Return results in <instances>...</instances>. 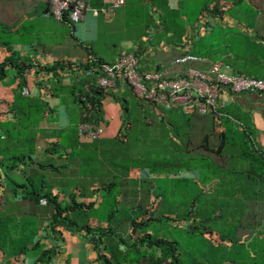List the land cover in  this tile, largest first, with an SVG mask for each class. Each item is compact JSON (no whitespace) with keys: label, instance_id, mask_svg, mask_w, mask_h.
I'll list each match as a JSON object with an SVG mask.
<instances>
[{"label":"crops","instance_id":"obj_1","mask_svg":"<svg viewBox=\"0 0 264 264\" xmlns=\"http://www.w3.org/2000/svg\"><path fill=\"white\" fill-rule=\"evenodd\" d=\"M146 1L149 5V0ZM151 1L154 8L143 11L131 25L127 24L130 21L122 13L126 4L124 0L123 5L113 10L111 17H91L85 13L70 30L65 23L42 14L46 0H0V62L12 61L24 66L19 74L13 66L6 65L0 78V139L5 137L2 125H10L17 129L18 138L30 143L21 145L15 156H7L0 148V264H33L40 251L51 245L56 247L57 252L51 256L49 264H101L89 242L90 234L79 227L84 224L91 229H116L111 224L116 211L109 210L104 216L93 213L99 208L104 192L116 187L114 178L117 177V170L111 168L117 166L115 160H105L101 152L104 144L119 140L121 129H124L125 140L130 123L122 104L125 102L122 95L126 90L132 91L122 83L106 90L100 100L98 114L102 134L92 140L78 138L76 124L80 120L81 109L75 94L84 86L81 84L82 71L76 66L86 61L85 46L89 47L94 57L106 63L114 61L120 49L132 51L138 57L141 70L157 68L165 76L181 72L188 65L204 66L195 62L170 65L173 58L190 50L200 19V23L185 26L176 38H171V31H160L162 28L151 35L149 28L152 21L160 23L167 20L159 7L164 6L172 12L177 9L178 0ZM222 2L218 0L217 5H222ZM224 3L227 9L229 1ZM228 23L231 24L232 20L226 16L225 24ZM103 37L110 39L107 42L109 45L106 49H98L96 45ZM251 37L256 39L258 47L264 49V31L253 33ZM249 59L264 64V56L251 54ZM56 62L64 63L63 68L53 71L42 69ZM66 63L71 66L68 68ZM233 96L222 91L217 98L219 109L236 104ZM144 106L174 132L181 115L174 110ZM241 109L248 115L252 148L264 150V112H257L248 100ZM194 115L197 114L188 117ZM198 116H209L212 121V131L204 135L218 136L223 133L221 139L224 138L222 124L216 123L210 115ZM144 122L147 125L151 123L149 118H145ZM202 145L204 150H211L207 142ZM218 145L221 146V143H216L212 149L217 150ZM134 165L125 168L121 174L123 179L136 181L148 177V167ZM187 175L199 180L196 170H190ZM29 182L35 188L40 185V193L49 192L60 204H69L71 198L82 204L80 208L65 212L76 225L67 228L54 226L51 229L48 226L49 208L44 207L45 203L41 201L32 206L24 198L25 191L31 187ZM214 182L217 179L209 177L200 187L213 191ZM103 183H107L106 189ZM88 203L90 206L84 207ZM146 218L140 214L135 219ZM130 219L126 218L129 232ZM182 221L188 223L187 220ZM111 236L116 239L117 249L124 251V243L130 240L120 242L116 234ZM102 241L101 252L108 257L110 248L103 238ZM111 263L114 264V261L111 260Z\"/></svg>","mask_w":264,"mask_h":264},{"label":"rangeland","instance_id":"obj_2","mask_svg":"<svg viewBox=\"0 0 264 264\" xmlns=\"http://www.w3.org/2000/svg\"><path fill=\"white\" fill-rule=\"evenodd\" d=\"M221 1H229L227 9L224 2L217 5L220 10L225 9V14H212L208 9L201 14L202 5L211 8L217 3L215 0H181L179 9L172 12L161 6L158 10L170 20L159 24L158 20L152 21L149 32L154 34L162 28L160 31H171V38H176L185 26L200 19L196 38L190 43L193 52L217 53L239 66L244 74L264 78V64L249 59L251 54L264 56V49L251 37L264 31V0ZM151 3V0L149 5L146 0H126L122 13L130 21L127 24L131 25L135 17L153 7ZM226 16L232 20L231 24H225ZM108 40L103 37L96 47L106 49ZM122 97L130 127L125 140L104 144L101 152L105 160H115L118 166H111L117 170L116 187L104 192L93 215L116 211L111 220L116 228L113 233L125 240L129 239L127 217L135 219L143 214L159 218L147 221L143 230L174 240L180 264H264V167L251 165L240 156L251 149L243 133L249 131L248 115L241 107L248 100L257 112H264V94L233 96L236 104L225 110L236 122H224L225 144L218 154L204 150L202 145L204 134L212 131L209 116L188 117L178 113L181 117L172 132L165 121L157 120L150 108L144 106L146 103L138 101L129 90ZM145 118H149V125ZM2 131L5 137L0 139V148L7 156L17 155L21 145L30 144L18 138L17 129L10 125H2ZM216 143V136L210 135L207 146L212 149ZM132 165L148 167V177L136 181L123 179L121 174ZM190 170L197 171L198 181L187 175ZM209 177L217 179L214 190H202L200 184ZM103 184L106 189L107 183ZM103 239L114 256L130 254L117 249L113 236Z\"/></svg>","mask_w":264,"mask_h":264},{"label":"built area","instance_id":"obj_3","mask_svg":"<svg viewBox=\"0 0 264 264\" xmlns=\"http://www.w3.org/2000/svg\"><path fill=\"white\" fill-rule=\"evenodd\" d=\"M123 3L124 0H106L101 1L99 6H92L88 0H46L42 14L65 23L71 30L85 13L91 17L101 15L106 19ZM85 50L84 63L90 64V69L82 73L89 75L92 70L96 71L95 86L106 91L116 83L126 84L138 101L154 109L174 110L183 115H210L216 123L222 124L224 117L230 118L218 107L217 98L222 91L232 95L264 92V78L234 71L220 60L189 52L173 58L170 65L195 62L204 66L188 65L181 72L165 76L157 68L141 70L138 57L132 51L120 49L114 61L106 63L94 57L88 46ZM81 100L88 106L84 97ZM76 134L80 139L99 138L102 125L98 121H80L76 124ZM118 138H124V129L119 131Z\"/></svg>","mask_w":264,"mask_h":264},{"label":"trees","instance_id":"obj_4","mask_svg":"<svg viewBox=\"0 0 264 264\" xmlns=\"http://www.w3.org/2000/svg\"><path fill=\"white\" fill-rule=\"evenodd\" d=\"M92 6H99L101 4V0H88ZM218 1V0H217ZM215 0V2H217ZM181 0H178L177 9H179ZM224 2V1H223ZM226 2V1H225ZM208 9V11H207ZM203 11L211 12L212 14H220L221 12L225 14V9H219L217 3L208 8L207 5H202L201 14ZM200 14V15H201ZM167 20H170L169 18ZM162 22V21H161ZM164 22V21H163ZM210 29V28H208ZM191 54L202 55L203 57H209L210 59L220 60L223 63H226L232 70L243 73L240 71L239 66L234 65L233 63L227 62L224 58H222L217 53L212 54H201L199 52H193L190 48L188 51ZM64 63L56 62L52 65L43 66L42 69L46 71H53L56 68H63ZM6 65L13 66L17 73H21L22 68L24 67L22 64H14L12 61H2L0 62V78L3 76V69ZM66 66L69 68L71 64L66 63ZM195 67V66H194ZM76 69L81 71H86L90 69V64L88 63H81L76 66ZM83 74V73H82ZM96 71H93L89 75H84L81 80L82 86L84 88L75 94V100L78 102L79 107L81 109L80 114V121H88V122H97L98 121V114L100 110V100L105 93V90L99 88L94 85V75ZM81 97H84L88 102V106H85ZM220 110V109H219ZM221 112L228 115V117H224L222 119V125H224L225 121L235 122L232 115L228 113L225 109L220 110ZM224 129V126H223ZM243 133L246 139L251 142L250 140V133L246 130H243ZM220 135L216 136L218 145L217 150L211 149L210 152H214L218 154L222 146L225 144V138L221 139ZM210 135H204L202 137V143L208 142ZM120 140V139H119ZM251 145V144H250ZM240 156L244 159H248L251 165H256L258 168L264 167V150L252 148L248 149L246 152L240 153ZM12 160V158H11ZM263 171V170H262ZM260 172V170H259ZM30 183V182H29ZM31 187L25 191L24 198L29 201L30 205H38L39 202L44 201V207L49 208V224L48 226L53 229L54 226H61V227H69L75 226L76 223L73 219L65 215L66 210H75L83 206L80 203H77L71 198L69 204H60L56 202V197L54 195H50L49 192H39V186L35 188V186L30 183ZM21 187V185H15ZM90 203L85 204L84 207H89ZM159 221V218H153L149 216L144 220L137 221L136 219H130L131 230L129 232V242L124 243V251H130L129 255H119L114 256V254L109 249V256H105L101 252L100 244L103 242L102 238L105 236L114 235L113 230L110 229H91L87 225H81L79 228L80 230L84 231L89 236V242L93 245V248L96 252V258L99 260L101 264H112L111 260L114 261V264H180L179 263V252L177 250L176 242L172 239H166L160 236H154L144 229L147 221ZM118 241L124 242V240L118 237ZM110 248V247H109ZM57 252L56 247L54 245L48 246L43 248L37 258L35 259L33 264H49L50 258L53 254Z\"/></svg>","mask_w":264,"mask_h":264}]
</instances>
